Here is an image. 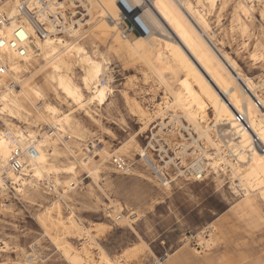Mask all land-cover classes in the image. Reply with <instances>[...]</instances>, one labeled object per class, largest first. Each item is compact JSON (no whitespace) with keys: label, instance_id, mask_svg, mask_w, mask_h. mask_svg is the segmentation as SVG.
<instances>
[{"label":"bare ground","instance_id":"bare-ground-1","mask_svg":"<svg viewBox=\"0 0 264 264\" xmlns=\"http://www.w3.org/2000/svg\"><path fill=\"white\" fill-rule=\"evenodd\" d=\"M20 1L0 2V13L11 20L10 24L0 26V39L6 43L18 26ZM121 1L127 9H123ZM230 1L86 0L89 4L88 19L77 21L78 27L71 24L64 36L55 35L45 40L35 36L26 58L20 59L7 44L0 48V67L7 68L5 75L0 74V121L5 127L0 129V191L24 196L32 193L42 197L40 191L42 183H45L54 186L58 198L64 197L69 191L62 195L58 188L66 186L70 189L74 180L79 178L80 169L86 171L101 188L99 179L102 172L110 169V159L113 156L126 157L122 154L143 155L146 151L139 138L157 123L161 138L182 139L184 142L181 151L184 166L189 165V160H205L216 174L214 180L217 185L223 184V176L229 178L231 189L239 196L233 207L235 212L242 216L261 217L264 164L260 161L264 152L253 148L252 140L256 135L264 146V140L260 138V130L264 126V78L256 82L255 78L246 75L238 61L220 47L223 43L216 38L210 15L218 6L220 14ZM255 1L262 4L260 15L264 27V0L235 2L233 23L242 37L252 36ZM136 17L146 32L141 31L139 36L125 39L120 33V21ZM242 45L248 50L249 44ZM115 57L124 60L125 65L140 67L142 80L150 87L145 91L150 98L140 97L136 84L130 81L128 86L134 96L127 91H122V95L129 114L138 119L140 129L115 150L110 151L107 146L99 147L95 143L92 150L89 144L81 145L87 129L84 120L75 112H82L91 123L100 124L97 119L100 115L95 108L100 110L110 105L116 93L112 76ZM248 58L254 66L264 64V40L258 41L248 52ZM8 77L16 82L17 89L9 86ZM102 79L106 83L102 84ZM146 102L150 105L146 106ZM64 104L69 108L67 112L62 109ZM240 116L245 123L238 121ZM42 124L54 132L41 133ZM65 134L70 135V140L63 138ZM107 134L113 135L110 131ZM9 135L17 139L23 149L33 140L39 151L38 157H42L28 160L26 169L19 175L8 170L14 148ZM146 154L152 160L151 154ZM94 157H100V160ZM128 176H134V173ZM141 177L144 181L150 179L146 175ZM171 189L167 186L161 191L168 194ZM58 198L49 210L61 216L64 202ZM110 201L114 213L122 214V206ZM122 217L131 229L140 220L136 212L120 218L117 215L115 219L119 221ZM74 223L86 241L97 243L98 253L96 259L91 246L83 242L80 248L83 261H78L79 257L74 253L63 251L69 264L86 261L96 264V260L104 264H122L120 257L112 259L97 242V236L108 230L106 224L97 223L88 228ZM204 234L201 232L196 237L199 245L211 247L214 233L206 237ZM191 238V235L187 237L188 240ZM6 248L0 246V251H6ZM138 253L139 247L133 246L125 250L122 257L131 262ZM222 259L228 263L234 260L225 256Z\"/></svg>","mask_w":264,"mask_h":264},{"label":"rangeland","instance_id":"rangeland-1","mask_svg":"<svg viewBox=\"0 0 264 264\" xmlns=\"http://www.w3.org/2000/svg\"><path fill=\"white\" fill-rule=\"evenodd\" d=\"M235 2L236 0H231L220 14L218 6L210 15L211 25L217 40L223 43L220 47L238 61L246 75L258 82L260 78H264V64L254 66L248 58V52L254 49L258 41L264 40L260 15L262 4L257 1L253 3L252 36L248 38L242 37L233 23ZM243 43L249 44L248 50L243 49ZM125 63L118 57L113 58L112 76L116 93L110 105L100 110L95 108L100 115L97 118L100 120L99 125L91 123L82 112H75L84 120L87 129L84 137L82 136L84 143L81 145L89 144L93 150L95 143L99 147L107 146L112 151L140 129L138 119L128 112L122 91L134 96L135 93L128 86L133 81L140 97L148 100L150 97L146 96L145 91L150 87L143 82L139 66L136 68ZM147 103L146 106H149L150 103ZM62 109L67 112L69 108L64 104ZM41 128V133H49L47 125L42 124ZM0 129H5L1 121ZM108 131L113 135L107 134ZM147 136L149 132L139 138V143L144 148L148 143ZM122 155L134 163V176L117 173L109 162L110 169L102 172L99 179L102 189L86 171L80 169L79 178L74 180V187L58 188L62 195L69 191L64 197L58 198L59 195L49 191L45 183H42L40 191L42 197H36L32 193L24 196L11 192L3 194L0 191V246H7L6 251H0V264H69L63 251L74 253L79 261L83 258L80 256L83 242L91 246L97 259V243L86 241L74 222L88 228L97 223L106 224L108 230L97 236V242L112 259L120 257L122 264H168L165 261L170 254H175L172 264L264 263V206L259 218L235 212L233 207L239 196L231 189L229 178L223 176L224 185H217L214 180L216 174L210 169L204 181L179 180L168 194H163L165 192L161 191V187L135 153ZM94 159L99 161L100 157ZM141 175L150 179L144 181ZM57 198L64 202V213L61 216L49 210ZM110 200L122 206V214L114 213ZM132 212L140 216V220L133 225L134 229L123 222V217L119 221L115 219L117 215L120 218L123 215L129 216ZM212 227L214 232L211 231ZM201 232L205 233V237L214 233L211 247L199 245L196 237ZM190 235L192 238L188 240ZM133 246L139 247V253L129 262L122 255ZM223 256L234 260L228 263L222 259ZM94 262L104 264L100 260ZM91 263L86 261L82 264Z\"/></svg>","mask_w":264,"mask_h":264},{"label":"built area","instance_id":"built-area-1","mask_svg":"<svg viewBox=\"0 0 264 264\" xmlns=\"http://www.w3.org/2000/svg\"><path fill=\"white\" fill-rule=\"evenodd\" d=\"M120 4L123 9H127L123 1ZM88 5L86 0H21L18 6L19 16L16 21L18 26L14 29L13 37L7 43L0 39V48L7 44V47L14 51L20 59H24L29 54L28 47L34 42L35 36L40 40H45L55 35L64 36L71 24H73V27H78L77 21L82 20L84 22L88 19ZM4 23L10 24L11 20L3 13H0V26H3ZM119 26L121 28V36L125 39L133 35H140L141 31L146 32L138 17L134 18V20L127 18L121 20ZM30 29L33 34H31ZM49 29L53 32L51 33ZM6 70L7 68L5 69V67L1 66L0 74L5 75ZM101 82L102 84L106 83L105 79H102ZM8 84L15 89L18 88L16 82L10 77H8ZM257 103L258 107H261V104ZM238 121L245 123L242 116L239 117ZM156 125L157 123L149 131L148 143L144 148L146 152L151 154L152 160L146 152L143 155H137V157L157 184L161 188L166 189L167 186L172 188L179 180L200 182L207 179L210 168L206 165L205 160H196V162L189 160V165L184 166L181 160V156H183L181 154V151H183L182 145L184 143L182 139L173 141V139H166V137L161 138L158 135L160 127ZM53 132V129L49 128V133ZM182 132L188 136L187 132L183 130ZM9 137L14 148L8 161V170L15 175H19L26 169L28 160L36 159L39 156V151L33 140L23 149L17 139H13L10 135ZM252 144L253 148L264 152V146L258 136H253ZM189 152H192V149ZM224 155L229 160L232 159L229 158V155ZM110 164L117 173L126 176L132 173L134 166L123 156H113L110 159ZM48 186L47 189L49 191H54L53 185Z\"/></svg>","mask_w":264,"mask_h":264},{"label":"crops","instance_id":"crops-1","mask_svg":"<svg viewBox=\"0 0 264 264\" xmlns=\"http://www.w3.org/2000/svg\"><path fill=\"white\" fill-rule=\"evenodd\" d=\"M134 36H136V35H134ZM154 125V124H153ZM153 125H151V126H153ZM147 134V133H146ZM63 138L64 139H67V140H70V135H68V134H65L64 136H63ZM147 139H148V136L146 137ZM73 139H74V137H73ZM72 139V140H73ZM71 140V141H72ZM79 142V141H78ZM129 161H130V159L128 158V157H126ZM130 163H132L131 161H130ZM133 164V163H132ZM174 256H175V254H170V255H168L167 256V258L168 257H171V259L169 260V258L165 261L166 263H168V264H172L173 262H174Z\"/></svg>","mask_w":264,"mask_h":264},{"label":"snow or ice","instance_id":"snow-or-ice-1","mask_svg":"<svg viewBox=\"0 0 264 264\" xmlns=\"http://www.w3.org/2000/svg\"><path fill=\"white\" fill-rule=\"evenodd\" d=\"M21 35H23V33H21ZM99 74V70H97V75ZM100 99L101 102H103V93H101L100 95ZM260 138L261 140H264V126H262L261 130H260ZM262 156H264V153H262ZM37 158H42V157H37ZM243 159V157H241ZM261 164H264V158L261 159ZM37 175H39V173H37Z\"/></svg>","mask_w":264,"mask_h":264}]
</instances>
